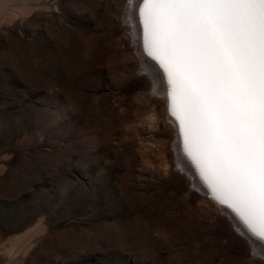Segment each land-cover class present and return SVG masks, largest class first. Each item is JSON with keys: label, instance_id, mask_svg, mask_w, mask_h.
Instances as JSON below:
<instances>
[{"label": "rangeland", "instance_id": "rangeland-1", "mask_svg": "<svg viewBox=\"0 0 264 264\" xmlns=\"http://www.w3.org/2000/svg\"><path fill=\"white\" fill-rule=\"evenodd\" d=\"M133 1L0 0V264H264L178 163Z\"/></svg>", "mask_w": 264, "mask_h": 264}, {"label": "snow or ice", "instance_id": "snow-or-ice-1", "mask_svg": "<svg viewBox=\"0 0 264 264\" xmlns=\"http://www.w3.org/2000/svg\"><path fill=\"white\" fill-rule=\"evenodd\" d=\"M144 4L186 140L249 218L264 217V0Z\"/></svg>", "mask_w": 264, "mask_h": 264}, {"label": "bare ground", "instance_id": "bare-ground-1", "mask_svg": "<svg viewBox=\"0 0 264 264\" xmlns=\"http://www.w3.org/2000/svg\"><path fill=\"white\" fill-rule=\"evenodd\" d=\"M150 7V5L145 6L144 0H134L130 14V22L135 31L138 49L144 56L145 65L150 70L149 74L158 85V90L163 94L164 100L168 104L166 107L168 108V116L174 127V147L178 163L191 176L197 188L213 204L223 209L236 228L254 245V248H259L257 252L264 254V240H261L256 234L258 232H264V217L257 215L254 218H249L230 194L221 188L212 170L205 165L201 155L197 152L193 144L185 138L181 121L177 119L176 88L173 84L169 83V72L165 71L164 67L167 64V60L153 46L152 33L145 26L146 13ZM141 10H143V14Z\"/></svg>", "mask_w": 264, "mask_h": 264}, {"label": "water", "instance_id": "water-1", "mask_svg": "<svg viewBox=\"0 0 264 264\" xmlns=\"http://www.w3.org/2000/svg\"><path fill=\"white\" fill-rule=\"evenodd\" d=\"M223 206V205H222ZM224 207V206H223Z\"/></svg>", "mask_w": 264, "mask_h": 264}]
</instances>
